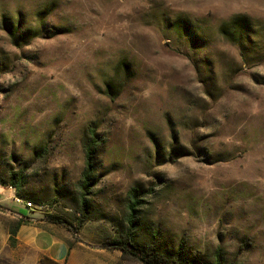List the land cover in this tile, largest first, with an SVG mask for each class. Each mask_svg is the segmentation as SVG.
I'll return each mask as SVG.
<instances>
[{"label": "rangeland", "instance_id": "374dc122", "mask_svg": "<svg viewBox=\"0 0 264 264\" xmlns=\"http://www.w3.org/2000/svg\"><path fill=\"white\" fill-rule=\"evenodd\" d=\"M235 18L242 45L221 31ZM8 171L45 200L35 224L105 264H142L113 245L134 188L138 242L264 264V0H0L1 184ZM18 219L0 206V264H30Z\"/></svg>", "mask_w": 264, "mask_h": 264}, {"label": "trees", "instance_id": "16d2710c", "mask_svg": "<svg viewBox=\"0 0 264 264\" xmlns=\"http://www.w3.org/2000/svg\"><path fill=\"white\" fill-rule=\"evenodd\" d=\"M181 20H176L174 26L180 33L187 32L189 29L186 28L184 24L180 23ZM251 22L247 18H235L230 23L221 26V31L223 33H228L233 36L238 44H243L246 41V37L250 36ZM249 39V38H248ZM127 63L121 62V67L125 70ZM126 71V70H125ZM92 135L85 139V169L83 171L82 179L80 181V186L84 190L90 188L92 180L95 174V154L97 147L99 146L100 139L95 133V130L91 129ZM2 184L6 186H12L15 189L16 196L19 198L28 199L29 202L33 200L36 204L41 205L45 200L40 196H33L26 194L23 188L26 184L24 179V174H17L15 172H9L6 179L2 180ZM84 193V192H83ZM140 190L134 188L130 192V198L128 200V214L126 217V225L122 226L121 233H119V238L113 242V245L122 251L123 256L133 258L142 264H200V260L193 261L186 256L184 248L181 245L176 249H170L166 245L158 243V241L153 240L148 243H140L137 241V233L140 227V221L138 218V208L141 205ZM86 195L83 194L80 197L81 205L80 212L83 215L81 219L82 224L87 219V201ZM32 204V202H31ZM1 206V205H0ZM51 222L61 223L62 219L60 217H51ZM32 221L29 216H22L15 223L10 231L9 241L11 246H16L18 240L16 238L19 228L24 224H30ZM206 263L202 264H241L237 261L226 262V257L224 255L222 247L215 250L212 257L207 259L205 256ZM59 264L51 260L49 257H43L40 260V264ZM65 264V263H64Z\"/></svg>", "mask_w": 264, "mask_h": 264}, {"label": "crops", "instance_id": "0c3cea01", "mask_svg": "<svg viewBox=\"0 0 264 264\" xmlns=\"http://www.w3.org/2000/svg\"><path fill=\"white\" fill-rule=\"evenodd\" d=\"M16 198L12 186L0 183V205L19 218L29 216L33 221L36 213L30 210L25 202H17ZM24 203L28 209L23 207ZM16 238L19 248L30 250V264H39L45 256L59 264H105L103 258H91L92 255L82 243L71 246L70 239L63 233L38 226L34 221L22 225Z\"/></svg>", "mask_w": 264, "mask_h": 264}, {"label": "built area", "instance_id": "2783aa9c", "mask_svg": "<svg viewBox=\"0 0 264 264\" xmlns=\"http://www.w3.org/2000/svg\"><path fill=\"white\" fill-rule=\"evenodd\" d=\"M16 200H17V202H25V200H23L22 198H19V197H17ZM25 203H26V206H27L28 208L32 207V204H28V201L25 202Z\"/></svg>", "mask_w": 264, "mask_h": 264}, {"label": "bare ground", "instance_id": "6f19581e", "mask_svg": "<svg viewBox=\"0 0 264 264\" xmlns=\"http://www.w3.org/2000/svg\"><path fill=\"white\" fill-rule=\"evenodd\" d=\"M28 204H31V202L28 201Z\"/></svg>", "mask_w": 264, "mask_h": 264}]
</instances>
